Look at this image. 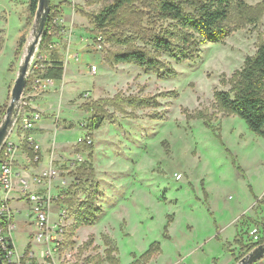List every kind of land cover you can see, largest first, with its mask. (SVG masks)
<instances>
[{"label":"rangeland","instance_id":"obj_1","mask_svg":"<svg viewBox=\"0 0 264 264\" xmlns=\"http://www.w3.org/2000/svg\"><path fill=\"white\" fill-rule=\"evenodd\" d=\"M243 1L264 7V0ZM51 2L59 10L55 51L64 63L63 79L51 85L37 81L36 62L50 57L39 46L27 76L30 90L23 95L11 135L32 136L40 148L44 137V144L54 148L55 166L69 176L77 168L72 166L77 155L94 169L102 214L94 226L76 231L66 260L70 256L72 264H84L89 256L103 257L112 244L120 264H133L159 242L161 252L146 264H180L190 249L195 254L188 264H237L255 248L246 253L251 243L264 237V137L238 116L220 112L214 92L228 90L221 80L229 79L264 42V13L257 23L231 31L225 42L202 45L193 62L176 64L162 56L176 71L174 78L163 80L134 64L106 62L107 50L117 47L110 46L83 13L97 12L112 0ZM28 8L29 0H0V107L6 109L35 25ZM236 19L233 13L231 30ZM21 36L26 42L17 54ZM74 53L79 60L71 59ZM92 65L97 66L95 73ZM133 96L156 97L161 106L138 109L120 102L123 108L115 110L109 105L116 120L92 133L85 129V103ZM197 110L211 117L189 115ZM36 111L49 121L46 135L21 128L22 116ZM155 113L167 118H155ZM87 135L93 140L92 150H79L78 139ZM57 154L66 159L59 160ZM37 168L32 174L40 172ZM89 190L88 182L79 189V197ZM19 227L15 237L23 250L27 226ZM90 239L91 246L84 248ZM254 264H264V257Z\"/></svg>","mask_w":264,"mask_h":264},{"label":"trees","instance_id":"obj_2","mask_svg":"<svg viewBox=\"0 0 264 264\" xmlns=\"http://www.w3.org/2000/svg\"><path fill=\"white\" fill-rule=\"evenodd\" d=\"M37 8L38 0H29L31 18L35 17ZM73 8L79 9L76 5ZM233 13H236L237 19L231 30L228 21ZM263 13L264 7L261 4L250 7L243 0H112L97 12L83 14L110 46L117 47L115 50H107L106 62L109 65L134 64L146 74H156L160 79L167 80L174 78L176 71L171 63L161 59L162 56L176 64L193 62L199 56L202 45L207 42H225L231 31L245 24L257 23ZM58 15V6L50 2V13L40 44V51H49L50 57L36 62L38 78L41 79H63L64 63L55 51V46L50 48L55 44V36L59 34L56 24L54 32L50 33ZM25 42V36H21L17 42V54L24 48ZM221 83L229 88L214 92L217 109L225 115L238 116L252 132L264 137V42L260 43L254 55L245 58L240 69L226 81L222 79ZM29 90L30 83L27 84L25 93ZM120 102L138 109L157 110L161 106L156 97H115L89 101L83 105L84 110L89 113L85 129L92 133L106 121H115V112H109L107 106L112 105L115 110H121L123 107ZM5 113L6 106L0 107V121ZM189 115L194 118L211 117L204 110H197ZM154 117L167 118L158 113ZM27 145L24 143V149L32 156L33 152ZM77 145L79 150H92V145ZM76 167L72 174L74 180L64 189L61 201L69 207L74 217L66 235L67 246L74 245L72 237L78 229L94 226L102 214V209L97 205L99 185L94 179L93 167L86 162ZM88 182L90 190L83 198L79 197V189ZM91 243L92 239L85 242L84 248L90 247ZM262 243L264 237L251 243L246 253ZM117 251L116 246L109 244L103 257L89 256L84 264H120L115 256ZM160 252V243L155 242L133 264H146Z\"/></svg>","mask_w":264,"mask_h":264},{"label":"built area","instance_id":"obj_3","mask_svg":"<svg viewBox=\"0 0 264 264\" xmlns=\"http://www.w3.org/2000/svg\"><path fill=\"white\" fill-rule=\"evenodd\" d=\"M55 24L59 25L57 19L50 33L54 32ZM96 71L97 66L92 65L91 72ZM37 81L44 85L54 83L52 79ZM41 118L39 112L23 115L21 128L33 129ZM24 143L32 150V156L24 149ZM78 143L91 145L93 140L87 135L80 137ZM40 150V144L27 135H10L0 149V255L3 264H72L70 256L66 260L64 255L68 247L66 235L74 217L61 201L64 189L74 178L67 175L65 169L55 166L53 151L48 166L32 174L34 166L41 163ZM82 161L77 155L72 166ZM21 163L26 165L24 172L19 171ZM21 224L27 226L23 231L26 235L22 239L27 238L22 242L23 250L19 249L15 237Z\"/></svg>","mask_w":264,"mask_h":264},{"label":"water","instance_id":"obj_4","mask_svg":"<svg viewBox=\"0 0 264 264\" xmlns=\"http://www.w3.org/2000/svg\"><path fill=\"white\" fill-rule=\"evenodd\" d=\"M51 0H38V8L35 15V25L25 53L19 65L18 74L11 90V101L6 109L4 119L0 125V149L6 139L15 129L21 109L22 98L27 85V76L30 70L33 58L41 44L42 36L45 31L48 15L50 13ZM264 257V243L256 246L248 254L239 260L237 264H254ZM0 264H3L0 255Z\"/></svg>","mask_w":264,"mask_h":264},{"label":"crops","instance_id":"obj_5","mask_svg":"<svg viewBox=\"0 0 264 264\" xmlns=\"http://www.w3.org/2000/svg\"><path fill=\"white\" fill-rule=\"evenodd\" d=\"M74 56H76V57H78L79 55L77 54V53H74L73 55H71L70 57H71V59L73 60H75V57ZM37 112V111H36ZM40 113V112H39ZM49 121H47V120H43V117L41 118V122L40 123H36L35 124V127L33 128V130H31L32 132H31V135H46L47 133H48V131H46V130H49ZM22 135H25L24 133L22 134ZM42 141H43V145H41V157H42V160H41V163L38 165V168H37V170H39V171H41V170H43L44 168H46L45 167V163H44V161H47V164H49V159H50V156H51V154H52V151L54 152V157H55V151H54V148L51 146V147H49L48 148V146H46L45 144H44V141H45V138L43 137V139H42ZM42 146L44 147V148H42ZM44 149V150H43ZM57 155H59V154H57ZM60 156V155H59ZM62 159V156H60V158H59V160H61ZM64 159H66V158H64ZM64 159H62V160H64ZM54 160H55V158H54ZM58 160V159H57ZM56 160V161H57ZM46 164V165H47ZM54 164H55V162H54ZM58 164H60L61 165V163H58ZM63 164V163H62ZM19 166H22V168H20L19 167V171L20 172H24V170H26V165H24V164H19ZM61 166H64V165H61ZM193 254H195V249H190V251H188L187 253H185V255H182V253H181V255H182V257H181V259L183 260L182 261V263H180V264H188V262H189V260H190V257L193 255ZM210 262V261H209ZM234 263V262H233ZM172 264H179L178 263V260H177V262L176 263H172ZM190 264V263H189ZM210 264V263H209ZM230 264H232V263H230Z\"/></svg>","mask_w":264,"mask_h":264},{"label":"bare ground","instance_id":"obj_6","mask_svg":"<svg viewBox=\"0 0 264 264\" xmlns=\"http://www.w3.org/2000/svg\"><path fill=\"white\" fill-rule=\"evenodd\" d=\"M33 38L31 37V40H32Z\"/></svg>","mask_w":264,"mask_h":264}]
</instances>
